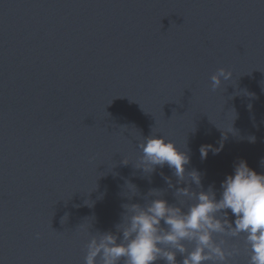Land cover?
<instances>
[{
  "label": "water",
  "instance_id": "water-1",
  "mask_svg": "<svg viewBox=\"0 0 264 264\" xmlns=\"http://www.w3.org/2000/svg\"><path fill=\"white\" fill-rule=\"evenodd\" d=\"M153 128L217 199L239 159L264 172V0H0V264H84L79 225L116 233L151 188L176 203L167 165L123 162Z\"/></svg>",
  "mask_w": 264,
  "mask_h": 264
},
{
  "label": "clouds",
  "instance_id": "clouds-1",
  "mask_svg": "<svg viewBox=\"0 0 264 264\" xmlns=\"http://www.w3.org/2000/svg\"><path fill=\"white\" fill-rule=\"evenodd\" d=\"M232 76V70L218 68L210 77L212 90L220 89ZM127 130L126 126L121 128V132ZM228 131H233L231 122L225 135ZM157 133L153 128L147 137L138 135L137 156H125L123 162L135 160V167L149 175L157 166L167 165L177 177L176 183L187 186L176 187L170 177H164L168 188L174 189L177 202L169 203L164 198L167 189H149L144 204L122 205L125 211L116 233H93L91 226L79 225L90 237L84 264H155L160 260L165 264H235L241 255V241L247 252L246 264H264V172L250 167L246 159H239L233 173L221 182L217 199L213 185L204 189L200 171L186 170L191 161L190 149L186 145L182 149L175 140ZM248 139L254 143L256 137ZM223 147V140L219 147L201 145V159H207L209 151L218 155ZM126 187L130 199L138 194L132 182L127 181ZM230 213L234 221L229 219ZM35 235L39 238L40 233Z\"/></svg>",
  "mask_w": 264,
  "mask_h": 264
}]
</instances>
